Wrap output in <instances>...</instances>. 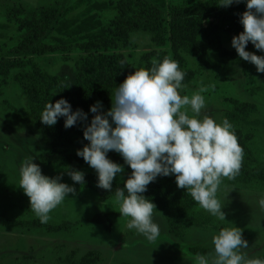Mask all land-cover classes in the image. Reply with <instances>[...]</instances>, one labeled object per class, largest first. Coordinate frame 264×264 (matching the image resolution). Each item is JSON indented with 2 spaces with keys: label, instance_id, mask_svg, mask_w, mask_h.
I'll return each instance as SVG.
<instances>
[{
  "label": "rangeland",
  "instance_id": "rangeland-1",
  "mask_svg": "<svg viewBox=\"0 0 264 264\" xmlns=\"http://www.w3.org/2000/svg\"><path fill=\"white\" fill-rule=\"evenodd\" d=\"M124 1L128 0H0V59L11 57L9 50L20 43L27 30L19 22L23 16H12L14 10L59 7V21L45 41L76 45L110 35L114 29L112 22L120 15V4ZM153 1L170 11L173 6L191 8L211 0ZM227 27L221 31L220 48L211 47L209 50L211 62L219 65L211 70H203L198 59L186 52H181L183 61L177 62L172 44L167 41L163 46L157 45L148 31L131 33L127 40L120 39L113 52L124 54L138 68L144 54L167 51L169 59L176 61L179 67L193 71L191 79L189 74L185 75L183 83L187 89L181 95L191 96L202 87L206 89L202 93L207 104L206 114L217 122L232 110V98L256 104L258 111L248 123L233 128L249 137L248 144L254 153L264 159V73L257 72L254 64L239 57ZM249 52L264 56V52L256 48ZM86 54L77 50L61 51L33 60L43 70L63 78L75 92V61ZM30 71L28 66L14 69L7 77L0 75L3 91L0 98V219L39 220L30 209L29 197L19 187V169L25 157H33L44 175L62 176L61 182L72 186L68 175L71 170L69 162L59 164L58 159H54L49 163L45 155L51 153L61 158L83 149L78 136L73 148L53 152L47 145L45 135L32 119L27 92L15 81L18 73ZM81 169L87 173L85 181L91 183L92 188L83 189L80 194L70 193L64 203L50 213L51 219L46 224L62 225L60 230L48 226L34 228L0 224V264H67V261L80 260L89 253L98 254L96 264H194L191 247H212L214 234L222 228L235 226L241 228L249 245L241 251L250 259H264V209L258 203L264 196L262 182L245 185L230 183L224 178L218 197L225 206L226 221L214 217L212 226H191L187 229L185 241L171 234L164 214L154 210V220L161 228V235L154 243H149L134 229H128L129 218L118 212L119 204L115 198L101 200L96 191L97 182L91 178L97 177L95 169L88 164ZM130 176L131 172L124 169L113 182L121 183ZM196 209L206 212L199 205ZM99 215L106 225L93 221ZM66 222L73 225L67 227Z\"/></svg>",
  "mask_w": 264,
  "mask_h": 264
},
{
  "label": "clouds",
  "instance_id": "clouds-1",
  "mask_svg": "<svg viewBox=\"0 0 264 264\" xmlns=\"http://www.w3.org/2000/svg\"><path fill=\"white\" fill-rule=\"evenodd\" d=\"M241 2L247 7L240 16L244 31L233 37L232 46L240 58L264 73V56L246 51L251 42L264 52V0H220L219 6ZM185 75L169 58L153 59L150 69L135 70L116 88L109 111L99 113V101L91 106L90 111L97 114L84 129V139L90 143L77 150V156L95 169L97 187L110 192L114 178L124 168L110 160L108 153H119L130 166L131 176L122 188H116L114 198L118 212L129 218L128 229H134L149 243L161 235L154 220L156 205L142 195L150 183L160 176L174 175L178 188L186 190L200 208L223 222L225 206L218 192L224 178L234 179L239 174L243 160V149L229 120L217 122L206 114L202 95L206 89L202 87L191 96L181 95L187 89ZM61 117L65 118V128L87 120L83 110L73 112L69 101L61 98L45 105L40 121L51 127ZM19 175V187L29 197L30 209L41 223L46 224L50 213L76 191L74 186L61 182L62 176L44 175L31 156L22 161ZM68 175L74 184L86 183L80 170H69ZM258 203L264 209V196ZM212 244L214 252L196 254L192 257L194 264H264V259H250L241 251L249 245L237 226L222 228L212 236Z\"/></svg>",
  "mask_w": 264,
  "mask_h": 264
},
{
  "label": "trees",
  "instance_id": "trees-1",
  "mask_svg": "<svg viewBox=\"0 0 264 264\" xmlns=\"http://www.w3.org/2000/svg\"><path fill=\"white\" fill-rule=\"evenodd\" d=\"M219 3L220 0H211L191 8L173 6L168 11L153 0L124 1L120 4V15L112 22L114 29L110 35L76 45L49 44L45 41L59 21V7L14 10L12 16L17 18L23 16L19 22L25 25L27 30L20 43L9 50L11 57L0 59V75L7 77L14 69L30 66L31 71L18 73L15 76V81L26 90L32 119L38 130L45 135L47 145L51 147L53 152L59 149L73 148L75 137L78 136L82 142L81 147H83L90 143L84 139V129L90 125L91 120L97 114L90 111L91 106L99 101L102 103V108L98 109V112L106 113L113 106L116 88L130 74H134L135 70L141 68L150 69L153 58H157L158 61L169 58L167 51L146 53L142 56L139 67L135 68L124 54L113 52L118 48L119 40H127L129 34L134 32L148 31L152 41L157 45L163 46L167 41L172 44L177 62L183 61L181 52H186L198 59L203 70H211L219 65L211 62L209 58L210 48H220L221 31L226 25H228L227 32L232 38L242 33L244 27L240 23V16L247 11L245 2L233 3L228 7H221ZM253 48H255L254 45L249 42L246 51ZM75 50L87 53L75 61L77 72L75 92L63 78L43 70L33 60L34 57ZM21 57L25 58L22 59ZM121 61L124 63L122 64ZM180 69L189 74L190 79L193 77V71L183 70L182 67ZM2 96L3 91L0 85V98ZM61 98L69 101L73 112L78 109L83 110L87 114V120H78L70 128H65L64 117H61L54 126L44 125L40 118L45 105L49 102L55 104ZM230 102L232 110L227 112L224 118H227L233 126L248 123L251 116L258 111V107L254 103L243 102L234 98L230 99ZM234 131L244 155L239 174L234 179H229V182H240L245 185L256 182L264 183V159L258 158L254 153L248 144L249 137L245 136L239 129H234ZM108 158L132 173V169L119 153L110 151ZM45 159L49 163L54 162V159H58L59 164L69 162L71 170L82 172V166L87 164L82 157L77 156V153L61 158L49 153L47 156L45 155ZM84 174L87 176V173ZM91 178L96 182L98 181V177L92 176ZM126 180L121 183L113 182L112 192L97 187L96 191L101 200L114 198L116 188H122ZM72 186L75 187L76 194H80L83 189L92 188L91 183L81 185L74 184L73 181ZM142 195L156 205L157 210L155 211L164 214L170 233L182 241L186 240L189 227L212 226L214 217L196 209L197 202L188 195L186 190L178 188L174 175L158 177L148 185L147 191ZM93 221L106 225V221L101 215L95 217ZM0 224H17L34 228L48 226L55 230L62 228V225H47L37 219L25 221L0 219ZM64 225L69 227L73 223L66 222ZM190 251L194 255H206L214 252V246L198 245L191 247ZM98 260L97 253H89L80 260L67 261V264H96Z\"/></svg>",
  "mask_w": 264,
  "mask_h": 264
},
{
  "label": "crops",
  "instance_id": "crops-1",
  "mask_svg": "<svg viewBox=\"0 0 264 264\" xmlns=\"http://www.w3.org/2000/svg\"><path fill=\"white\" fill-rule=\"evenodd\" d=\"M83 147H84V146H83ZM83 147H82V148H83Z\"/></svg>",
  "mask_w": 264,
  "mask_h": 264
}]
</instances>
